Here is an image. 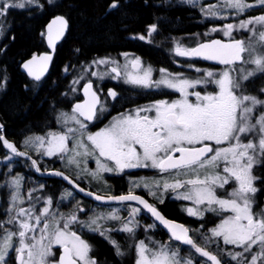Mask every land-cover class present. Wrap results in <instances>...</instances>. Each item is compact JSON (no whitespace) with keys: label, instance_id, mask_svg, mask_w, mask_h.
<instances>
[{"label":"snow or ice","instance_id":"obj_1","mask_svg":"<svg viewBox=\"0 0 264 264\" xmlns=\"http://www.w3.org/2000/svg\"><path fill=\"white\" fill-rule=\"evenodd\" d=\"M186 2L199 7L206 18L228 21L244 17L204 33L211 36L220 32L227 41L210 39L192 47L174 41L175 56L212 62L223 66L220 70L202 69L189 63L188 68L202 75L190 78L183 72L172 73L160 68L158 78H154L152 66L144 65L134 54L121 53L123 63L111 57L95 60L94 65L106 66L103 73L92 72L99 80L108 77L132 89L161 95L175 92L179 97L138 105L111 117L99 130L92 131L90 125L101 122L109 112L108 97L117 101L119 93L109 89L102 100L103 90H94L88 80L81 89L83 102L74 103L70 111H61L57 116L60 131H48L24 141L25 147H31L37 155L57 156L66 167L77 170V179L80 173L100 179L102 173L120 175L135 169L154 170L159 179L151 183L143 178L133 181L128 193L118 196L87 192L97 201L125 205L128 214L122 217L119 209H110L83 220L79 216L83 208L77 206L65 215L59 212L58 206L54 207L51 197L44 199V206L37 210L41 198L33 197L32 193L38 189L25 194L23 178L10 177L5 181L10 198L4 209L5 216L0 219V264H13V261L15 264H97L92 245L83 238L85 231L104 237L121 256L125 253L109 234L126 233L135 241L134 264H194L193 259L180 255L178 246L148 236L147 232L157 225L142 226L137 219L141 212L150 214L154 221L167 228L172 240L189 246L204 258L200 264H264V207L254 210L259 191L256 181L260 177L253 173L254 167L264 162V87L259 89L260 96L247 91L248 82L255 83L257 77L264 79V14L247 15L257 6L264 11V0H216L206 6L201 0ZM34 5L42 7L38 0H0V18L6 19L9 10H24ZM118 7L117 0H113L109 11ZM68 26L63 16H57L48 25L46 36L53 49ZM156 32V25L149 26V42ZM241 32L245 38H239ZM132 39L144 41L146 36ZM51 60L48 54L34 56L22 67L39 82ZM83 78L78 76L72 81V93L78 91L77 85ZM6 83V77L0 76V87ZM3 127L0 124V146L7 150L4 160L11 161L13 157L31 160L26 151L5 138ZM88 159L95 161L94 171L87 168ZM31 162L37 172L41 171L36 160ZM50 174L79 188L63 172ZM141 186L159 203L164 202L165 193L171 192L173 199L191 202L192 206L185 209L189 216L203 220L206 213H212L219 218L218 222L201 234L202 242L198 243L189 235V228L169 221L154 204L135 194L134 189ZM42 188L40 185L39 189ZM79 191L85 190L79 188ZM69 198L74 199L71 191H65L60 197L61 200ZM26 202L28 207L24 206ZM108 221H120V224L105 227ZM141 228L145 238L137 239ZM212 245L215 251L209 250Z\"/></svg>","mask_w":264,"mask_h":264},{"label":"flooded vegetation","instance_id":"obj_2","mask_svg":"<svg viewBox=\"0 0 264 264\" xmlns=\"http://www.w3.org/2000/svg\"><path fill=\"white\" fill-rule=\"evenodd\" d=\"M70 2L72 1L51 0V3H49V0H38L39 5H42V7L34 5L24 10H9V14L13 15L18 13H24L27 15L32 14L28 17L31 19L33 17H38L39 21L25 23H20L17 20L10 22L3 21V29L0 31V76L4 77L10 76L7 67L4 66L5 61L2 58L8 47L7 40H10V42L14 43L21 30H24V33L28 34L27 39L30 43L24 52L25 55L23 57L20 56L16 60H20L18 67L19 71L24 76H26L31 81V83L33 82V86L31 88L25 87V89L35 92L41 91L45 95L43 103L44 121L56 123V118L61 111H70L74 103L83 102L84 96L81 89L88 80H91L94 90L97 88L103 90L101 94L102 100L107 97L109 89H113L119 93L117 101H113L110 97H108L109 112L105 114V118L101 122L96 125H90V130L92 131L99 130V128L108 123L111 117L116 116L121 112L133 109L138 105H148L155 100H173L179 97V94L175 92H172L169 95H161L156 92L148 93L147 91L132 89L128 85L119 83L116 80L110 79L108 77H105L103 80H99L96 76L92 75V72L103 73L106 70V66H96L92 62L101 58L111 57L123 63L124 57L120 55L121 53L134 54L142 60L144 65L152 66L154 69V78H158V70L160 68H166L172 73L183 72L190 78H195L202 75V73H198L194 69L188 68L186 65L189 63L195 64L196 67L202 69L208 68L217 71L223 67L203 60L189 61L185 58L175 56L172 52L175 40H179L182 44L192 47L195 46L197 42H205L210 39H228L227 37L222 36L220 32H214L211 36L204 35V33L209 32L210 29L214 27H221L224 23H226V21L206 18L200 11L199 7H193L187 3H180L179 0H117L119 7L109 11V5L113 2V0H109L103 7L101 16L103 20L94 18V15L91 19L92 21L88 24L92 30V33L94 34V37L82 38L80 36H75L74 38H71L69 37L72 25L70 13L75 12L77 7L75 2L74 4ZM146 2H151L152 4L150 6H146ZM48 9L53 13L52 16L48 17L46 15V11ZM54 16H63L68 20L69 26L65 36L55 45V49L51 50L46 39V24ZM237 19H240V17ZM151 25L157 26V32L153 33L152 37L150 38L151 42H149L147 33L149 26ZM139 35H145L146 39L144 41L132 39V37ZM41 54H52V60L49 64L46 74L43 76L41 81L36 82L23 73L20 70V66L25 60L33 56H40ZM66 69L67 71H65ZM78 76H83L84 78L81 79L77 85L78 91L76 93H72V81ZM257 79L258 77L255 78V83L248 82L249 86L247 91L252 95L260 96L261 94L259 89L261 86ZM37 84L39 85L38 87L36 86ZM5 86L0 87V90H4ZM52 93L57 94V96H55L57 102L53 104L50 103V94ZM65 93H68V95H64ZM56 125L57 127L60 126L57 123ZM28 131L29 130L19 131L15 133L14 138H7L4 134L5 131L3 128L4 136L9 141L13 142L19 150L26 151L32 158L35 156L42 158L40 155H37L23 147L22 141L28 135ZM48 131L52 130L48 129L44 133H38L31 130L30 133L44 135ZM6 151V149L0 146V158L5 156ZM43 159H46V161L44 160L42 168L40 167L41 170H59L64 172L86 192H93L101 196H118L121 194H127L131 183L133 181H138L139 178L159 179L158 174L154 170L149 169H135L131 171L126 170L120 175L113 173H102L100 179H94L86 173H80V179H77V172H71V170L69 172L66 170L61 161L58 160L50 162V160L44 156ZM20 160L21 162L23 161L26 162V164L32 165V162L29 159L23 157L14 158V162H18ZM39 162L41 161H38V165ZM256 166L253 169V173L257 176ZM87 168L89 171H94L96 168L95 161L88 159ZM41 179H43V181L40 180L39 184L43 185L42 193H48L47 196L51 197L52 200L55 199L56 195L60 199L65 191H71L73 193L74 199H69L70 205L65 204L64 200L59 203L60 210L65 215L75 210L77 206L84 209L83 212L79 213L80 218L83 220L91 218L94 214L107 213L110 209H119L120 215L122 217H126L128 214L125 205L97 202L94 199L76 191L70 185L66 184L62 179ZM50 180H57V182H51ZM26 184V186L29 187L30 184L33 183L27 182ZM256 186L258 187L259 191L256 193L257 203L254 206V210L258 206L259 201L264 202V193H260L258 181H256ZM134 191L135 194L142 196L149 203L154 204L166 219L184 224L190 229L189 235L192 236L198 243L200 242L199 237H197V235L194 233L195 228L185 222L180 221L179 219H196L198 221H203V224L206 225L210 222L207 217L210 216L211 213H206L204 219L201 220L197 217L189 216L187 214L185 209L192 206L191 202L173 199V194L171 192L165 193L164 202L159 203L154 197L148 194L143 186L134 189ZM36 193L37 192H35L34 197H37ZM42 200L43 198H41V201ZM130 203L132 206H136L135 202ZM137 219H139L141 225L145 227L156 223L154 218L146 212H141ZM218 219L219 218L217 217V220ZM112 222L114 221H108L105 227H111L110 224ZM156 225V228L147 232L148 236H151L155 241L178 246L181 253H190V256L186 258L193 259L194 264L200 263L203 258L199 257V255L196 254L194 250L190 249L189 246H184L179 244V242L172 240L167 235L165 230L161 228V226H159L157 223ZM144 234L143 228H141L140 233H138L137 236L145 237ZM109 235L112 239L115 237L120 238L122 235L127 236L126 233L117 231H112ZM83 238H86L87 241L92 245V255L94 254L97 264H100V259L95 253L98 243L95 241V239H98V241H103L105 244L113 247L108 240L96 233L85 231ZM128 239L131 241L129 237ZM125 246H127V248L133 252V247L129 245L128 241L127 245H124L123 247ZM222 260L224 259L222 258ZM13 264H15L14 261Z\"/></svg>","mask_w":264,"mask_h":264},{"label":"trees","instance_id":"obj_3","mask_svg":"<svg viewBox=\"0 0 264 264\" xmlns=\"http://www.w3.org/2000/svg\"><path fill=\"white\" fill-rule=\"evenodd\" d=\"M77 7L75 12H71V31L69 33V37L74 38L75 36H80L82 38H91L94 37L90 26L88 25L92 20V17L96 19H102V11L103 7L107 4L109 0H70ZM102 1V2H101ZM143 4V3H139ZM151 2H146V6H150ZM45 13V12H44ZM41 14V13H40ZM38 14V15H40ZM264 14V11L261 9L255 10L253 12L247 13L249 16H258ZM30 16L32 14H29ZM27 14L18 13V14H8L5 21H13L17 20L18 22H37L39 21L38 17L29 18ZM46 15L52 16L53 13L48 9L46 11ZM244 18V17H242ZM240 17V19H242ZM103 20V19H102ZM24 30H21L18 34L17 39L14 43L7 40L8 47L6 52L2 56L5 61L4 66L7 67V70L10 73V76L6 77L7 83L4 90H0V124H3L4 134L7 138H14L16 132L29 130L36 131L38 133H44L46 130L51 128H57L55 122L44 121V113H43V103L45 99V95L39 91H31L26 90L25 87H32L33 82L24 76L18 69L19 67V59L16 60L20 56H24V52L28 47V34L24 33ZM242 37L243 36H239ZM1 57V56H0ZM21 59V58H20ZM260 80L257 79L258 83ZM55 96L56 93L50 94V103L57 102ZM13 135V136H12ZM34 159L38 162L39 157L35 156ZM20 161L16 163H20ZM22 170H18V172L23 173L25 176L29 177L33 181H43L40 177H38L33 169L31 164L30 167L26 165V162H21ZM44 162H39V167L42 168ZM256 174L260 179L258 180V186L260 188V193H264V163L259 165ZM51 182H57V180H50ZM182 222L187 223L188 225L193 226L194 228L201 227L203 231L209 224H203V221H198L196 219L182 220ZM97 241L96 246V255L100 259V264H133L130 260H133V257L128 260L127 258L117 255L115 249L108 244H105L103 241ZM212 247L209 248L212 251ZM56 250V249H55ZM126 253V252H125ZM132 255V253L130 252ZM194 254V253H193ZM222 259V256H220Z\"/></svg>","mask_w":264,"mask_h":264},{"label":"rangeland","instance_id":"obj_4","mask_svg":"<svg viewBox=\"0 0 264 264\" xmlns=\"http://www.w3.org/2000/svg\"><path fill=\"white\" fill-rule=\"evenodd\" d=\"M180 1V3L182 2V3H187L186 2V0H179ZM250 2H253V0H250ZM201 3L203 4V5H208V4H210V3H216V0H201ZM188 4V3H187ZM258 9H261V6H257V7H255V8H253V9H251V10H249L248 11V13L249 12H253V11H255V10H258ZM262 15V14H261ZM259 16V15H258ZM242 18V17H241ZM0 20H2V22L3 21H5L3 18H0ZM236 20H237V18H230V20H228V21H226V23L227 22H233V23H235L236 22ZM233 34H236V33H233ZM240 35L241 36H243V38H245V34L243 33V32H241L240 33ZM259 78V77H258ZM259 79H261V78H259ZM259 83H260V86L262 87H264V79L263 80H260L259 81ZM264 98V97H263ZM51 130L52 131H60L61 130V126H59V127H57V128H51ZM36 135H39V134H37V133H30V131H28V135L25 137V139L22 141V145H23V147L25 148V149H28V150H30V151H32V152H34L35 154H37V152L35 151V150H33L31 147H28V148H26L25 147V145H24V141L28 138V137H31V136H36ZM40 157H42V158H39V160L40 161H43L44 162V160L46 161V159H43V156L42 155H40ZM44 157H47V159H49L50 160V162H54V161H61L62 162V165L64 166V168L66 169V170H68L69 172H70V170H71V172H77V170H75V169H73V168H70V167H66L65 166V162L63 161V160H61V159H59L58 157H54V156H52V157H48V156H44ZM14 158L15 157H13V159L11 160V161H5L4 160V156H2L1 158H0V219H3L4 218V216H5V212H4V209L8 206V201H9V198H10V189L8 188V186L6 185V183H5V181L6 180H8L10 177H12V176H14V175H18V176H20V177H22L23 178V181H24V184H23V190H24V192H25V194L28 192V191H30V190H32L33 188H37L38 190L37 191H35V192H37L36 193V195L37 196H39L40 198H43V200L44 199H46L48 196V193H46V194H43L42 192H43V190L42 189H39V186H40V184H39V181H33V180H31L29 177H27V176H25L23 173H20V172H18V170H22V164H20V163H16V161L14 162ZM264 162H262L261 164H258L257 166H256V170H257V168H258V166L259 165H262ZM28 167H30V165L29 164H26ZM34 168V167H33ZM142 178H139L138 179V181L139 180H141ZM143 179H145V180H147L149 183H151V181L153 180V179H157V178H150V179H146V178H143ZM258 181V180H257ZM27 182H31V183H33V184H30V186L28 187V186H26L27 184ZM39 184V185H38ZM35 192H33V197H34V194H35ZM264 197V196H263ZM70 199V198H69ZM69 199H66V200H64V202H65V204H69L70 205V200ZM43 200L42 201H40V203L37 205V210H39L40 208H42L43 206H44V204H43ZM62 202V200L61 199H59V197L56 195L55 196V199H53V205H54V207L55 206H58V208H59V212H61V213H63L61 210H60V207H59V203H61ZM25 207H28L29 205H28V203L26 202L25 203V205H24ZM259 207H264V202H258V206L256 207V208H259ZM208 218V220H210V222H209V226H207L203 231L201 230V226L200 227H198V228H195L194 229V233L197 235V237H199V240H200V242L199 243H201L202 241H201V239H200V237H201V234L202 233H204L207 229H210V228H212V227H214V225H215V223H217L218 222V220H217V217L214 215V214H212L211 213V215L210 216H208L207 217ZM107 224V223H106ZM105 224V225H106ZM119 224H120V222H112L110 225H111V227H118L119 226ZM202 225V224H201ZM194 228V227H193ZM144 232V231H143ZM138 233H140V230H138V232H137V235H138ZM148 234V233H147ZM142 235V234H141ZM145 235V234H144ZM145 237L143 236V237H139V236H137V239H144ZM84 239H86V238H84ZM113 239H115L118 243H119V245H120V247H121V251H123L124 253H125V255H122L123 257H125V259L127 258L128 260H130L132 257H133V260H130V262H132L133 264H134V261H135V252H134V247H135V241H133L132 239H131V241L128 239V236H124V235H122V237H120V238H113ZM87 240V239H86ZM154 240V239H153ZM127 241H128V243H129V245L131 246V247H133L132 248V250H133V252H131L128 248H127V246H125V247H123L124 245H127ZM147 242V241H146ZM210 247H212L213 249H212V251H215V246L214 245H212V246H210ZM226 247H231V246H226ZM54 251H55V249H54ZM130 252L132 253V255L130 254ZM10 255H12V254H10ZM180 255L182 256V257H189L190 256V253L189 252H183V253H181L180 252ZM93 256H94V254H93ZM222 258L223 259H225V257H223L222 256ZM200 264V263H199Z\"/></svg>","mask_w":264,"mask_h":264},{"label":"water","instance_id":"obj_5","mask_svg":"<svg viewBox=\"0 0 264 264\" xmlns=\"http://www.w3.org/2000/svg\"><path fill=\"white\" fill-rule=\"evenodd\" d=\"M57 16H54L53 18H51L49 21H48V23L46 24V32H47V28H48V25L52 22V20L53 19H55ZM65 34H66V32L64 33V35H63V37L65 36ZM62 37V38H63ZM62 38H60V39H58V40H56L55 41V45L62 39ZM46 39H47V36H46ZM216 39H219V38H216ZM224 41H227V40H224ZM47 42H48V40H47ZM48 46H49V48L51 49V50H53V48L49 45V43H48ZM42 55H46V54H41L40 56H42ZM51 56H52V54H50ZM34 57V56H33ZM33 57H31V58H29V59H27V60H25L24 62H22V64H21V66H20V70L23 72V73H25L30 79H32L33 80V78L32 77H30L29 75H28V73H27V71L22 67V65L25 63V62H28V61H30ZM36 57H39V56H36ZM50 64V63H49ZM48 67H49V65H48ZM48 67H47V70H48ZM47 72V71H46ZM46 72L43 74V76L46 74ZM43 76H42V78H43ZM41 78V79H42ZM6 138V137H5ZM7 139V138H6ZM28 156H30L29 154H28ZM23 158H26V159H28L27 157H23ZM32 160H35L34 158H32L31 157V160L30 161H32ZM41 169V168H40ZM34 170H35V173H36V175L37 176H39V177H41V178H45V179H59V180H61L62 178L61 177H59V176H55V175H51L50 173H53V172H56V171H59V170H49V171H43V170H41V171H39V172H37L36 171V169L34 168ZM61 172V171H60ZM64 173V172H63ZM65 174V173H64ZM66 175V174H65ZM68 176V175H67ZM71 179V178H70ZM66 184H68V185H70L72 188H74L76 191H78V192H80V193H82L83 195H85V196H87V197H89V198H92V199H94V197L93 196H88L86 193V191H84V192H81V191H79V188H76V187H74L72 184H70L68 181H66V180H64V179H62ZM95 200V199H94ZM95 201H97V200H95ZM97 202H100V203H105V202H103V201H97ZM111 203H115V202H108V204H111ZM169 221H171V220H169ZM172 222H174V223H176V224H180V225H183V226H185L184 224H182V223H180V222H177V221H172ZM156 223L159 225V226H161V228H163L164 230H165V232L167 233V235L170 237V232H169V230L167 229V228H165L163 225H161L158 221H156ZM186 227V226H185ZM171 238V237H170ZM184 246H186V245H184ZM204 259V258H203Z\"/></svg>","mask_w":264,"mask_h":264}]
</instances>
